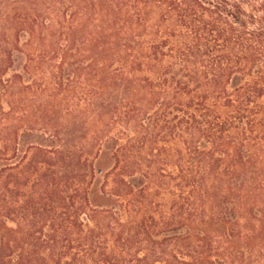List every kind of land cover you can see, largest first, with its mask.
I'll return each mask as SVG.
<instances>
[{"label": "trees", "instance_id": "trees-1", "mask_svg": "<svg viewBox=\"0 0 264 264\" xmlns=\"http://www.w3.org/2000/svg\"><path fill=\"white\" fill-rule=\"evenodd\" d=\"M111 1L85 16L125 24V56L85 63L71 54L74 29L61 28L66 45L54 40L50 57H30L32 85L19 83L54 109L71 94L67 69L116 63L111 77L126 83L128 100L84 101L80 113L97 109L91 146L41 117L29 126L41 142L17 161L28 136L16 117L22 77L5 80L11 56L0 48V264H251L254 226L242 215L254 219L247 203L264 185V30H254L245 0ZM42 69L59 75L44 93L32 78ZM105 152L107 170L97 167Z\"/></svg>", "mask_w": 264, "mask_h": 264}, {"label": "rangeland", "instance_id": "rangeland-1", "mask_svg": "<svg viewBox=\"0 0 264 264\" xmlns=\"http://www.w3.org/2000/svg\"><path fill=\"white\" fill-rule=\"evenodd\" d=\"M229 1L237 2L236 0ZM245 1V10L249 14H254L256 18L254 30H264V0ZM98 2L99 0H76L73 4L69 0H0V48L7 46L6 52L11 56V64L4 78L13 81V76L22 77V81H13V83H18L14 88L15 103L19 108L16 111V117L22 120L19 125L20 136L24 133L28 136L22 139L23 146L17 161L21 160L28 145H37L41 142L39 136L43 133L36 127H29L38 118L44 117L51 120L62 138L71 135L78 146H91L97 132L95 124L97 109L91 108L86 114L80 113L81 108L85 106L84 101L111 106L128 100V93L125 91L126 83L123 84L120 80L116 82L111 77L114 70L118 69L116 63L108 64L107 68L100 67L99 72L95 74H81L67 69L62 77L67 86L65 89L70 88L71 94L68 98L58 95L53 104L54 109H50L51 103L45 96H42L40 100L26 97L19 85L20 82L24 86L32 85L31 78H28L24 71V67L29 65L30 57L41 55L46 58L50 57L55 51L50 47L54 40L59 46L66 45L64 41L66 39H59L57 35V31L61 28L74 29L76 45L71 54L85 56L87 58L85 63L93 59L102 62V59L123 57L128 53L126 46L130 42V37L126 34L125 24H94L90 18L85 16L91 11V6L98 5ZM105 2L109 4L113 1L105 0ZM80 13L83 16H79ZM157 18L158 12H152L150 25L155 24ZM22 26L28 27L23 28ZM28 28L34 32L33 39L28 34L31 32ZM252 28V26L249 27L250 30ZM150 39V37H143L140 43L147 44ZM56 77H59L58 73L51 76L45 69L38 70L37 74L32 76L38 83L37 89L43 90V93L48 88H52V80ZM134 89L140 92L139 88ZM98 94H101V97H98ZM64 99L67 100L64 101ZM2 104L4 105L5 102L2 101ZM52 110H54L53 113ZM114 134L111 133L109 136ZM104 155L101 156L97 167L107 170L112 164L111 155L109 152H105ZM28 156L31 157L32 153ZM258 168L264 170V158L261 159ZM103 176L104 174L98 177L94 189L103 183ZM98 183L99 186H97ZM253 186L255 192L258 184L254 183ZM260 187L259 192L261 193L255 192L254 198L247 203L254 219L249 223V218L242 215L243 225L254 226L251 264H264V185Z\"/></svg>", "mask_w": 264, "mask_h": 264}]
</instances>
